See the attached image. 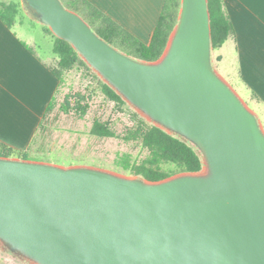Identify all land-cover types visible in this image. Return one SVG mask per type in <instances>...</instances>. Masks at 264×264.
Returning <instances> with one entry per match:
<instances>
[{"label": "water", "instance_id": "1", "mask_svg": "<svg viewBox=\"0 0 264 264\" xmlns=\"http://www.w3.org/2000/svg\"><path fill=\"white\" fill-rule=\"evenodd\" d=\"M203 168L159 181L0 156V244L31 264H264V131L211 61L207 0H181L155 61L99 37L61 0H26Z\"/></svg>", "mask_w": 264, "mask_h": 264}, {"label": "crops", "instance_id": "2", "mask_svg": "<svg viewBox=\"0 0 264 264\" xmlns=\"http://www.w3.org/2000/svg\"><path fill=\"white\" fill-rule=\"evenodd\" d=\"M87 1L144 43L150 41L165 2ZM222 2L234 31L216 48L217 66L252 94L264 110V0ZM20 26L18 18L11 27L0 20V142L31 152L61 79L52 72L58 59L52 47L48 55H41L31 31L20 32L16 28ZM50 41L53 44V39Z\"/></svg>", "mask_w": 264, "mask_h": 264}, {"label": "rangeland", "instance_id": "3", "mask_svg": "<svg viewBox=\"0 0 264 264\" xmlns=\"http://www.w3.org/2000/svg\"><path fill=\"white\" fill-rule=\"evenodd\" d=\"M9 1L17 2L19 6L17 18L21 26L16 27L18 31L30 30L36 42V48L39 47L37 48L39 53L43 56L48 55L49 49L53 46L50 41L54 40L53 33L40 22L26 0H0V2ZM216 52L215 48H211L213 66L219 70L240 99L255 114L264 131V110L255 97L246 92L239 82L231 77L227 78L223 70L218 68ZM101 81H103L102 78L87 64L86 66L76 64L71 70L62 72L56 99L51 103V108L43 118L32 142L31 152H24L26 159L62 167L89 166L120 175L135 176L130 173L129 167L144 160L148 156L147 150L139 141H123L117 137L92 135L90 134L91 123L94 119L107 122L117 134H122L133 125L140 124L148 127L152 123L127 101L117 103L105 97L101 92ZM77 93L84 95L81 101L86 102L88 106L86 112L83 115L74 111L64 113L60 107L63 99L68 95L73 103L74 97H78ZM16 153L18 152H14ZM161 167L168 172L174 170L172 164L163 163ZM0 264L31 263L0 244Z\"/></svg>", "mask_w": 264, "mask_h": 264}, {"label": "trees", "instance_id": "4", "mask_svg": "<svg viewBox=\"0 0 264 264\" xmlns=\"http://www.w3.org/2000/svg\"><path fill=\"white\" fill-rule=\"evenodd\" d=\"M63 5L75 12L90 25L91 29L108 44L120 52L141 61L151 62L157 60L163 53L170 33L178 22L181 0H165L161 14L154 28L151 39L144 43L87 0H61ZM210 22V45L211 48H219L234 31L233 25L227 16L222 0H207ZM18 3L15 1L0 2V20L8 27L15 24L18 16ZM48 30V28H47ZM49 31V30H48ZM53 53L57 56L56 67L53 74L61 79L62 72L69 71L76 64L86 66L77 51L66 40L54 36ZM101 92L108 99L117 103H123L124 99L107 83L100 82ZM73 103L68 95L60 105L64 113L70 111L83 115L87 104L82 102L84 95L76 94ZM52 105V104H51ZM49 104V109L51 108ZM90 134L97 137H117L123 141H139L148 152V156L138 164L129 167L130 173L149 181H159L171 174L181 172H198L203 168L202 155L198 148L177 134H170L162 128L151 124L144 127L140 124L133 125L122 134H117L107 122L94 119L91 123ZM14 152H18L14 154ZM19 154V155H18ZM0 156L18 157L26 159L24 152H19L0 142ZM172 164L174 170L168 172L162 169V164Z\"/></svg>", "mask_w": 264, "mask_h": 264}]
</instances>
